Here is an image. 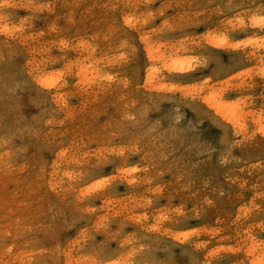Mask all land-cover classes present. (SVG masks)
Returning a JSON list of instances; mask_svg holds the SVG:
<instances>
[{
  "label": "rangeland",
  "instance_id": "rangeland-1",
  "mask_svg": "<svg viewBox=\"0 0 264 264\" xmlns=\"http://www.w3.org/2000/svg\"><path fill=\"white\" fill-rule=\"evenodd\" d=\"M0 264H264V0H0Z\"/></svg>",
  "mask_w": 264,
  "mask_h": 264
},
{
  "label": "bare ground",
  "instance_id": "bare-ground-1",
  "mask_svg": "<svg viewBox=\"0 0 264 264\" xmlns=\"http://www.w3.org/2000/svg\"><path fill=\"white\" fill-rule=\"evenodd\" d=\"M211 97H213V95H210V98H211ZM210 98H209V99H210ZM210 101H211V100H210ZM210 101H209V102H210ZM214 104H215V106H217L216 103H214ZM218 107L221 108V105L217 106V108H218Z\"/></svg>",
  "mask_w": 264,
  "mask_h": 264
}]
</instances>
